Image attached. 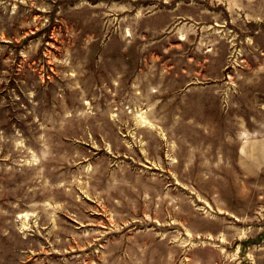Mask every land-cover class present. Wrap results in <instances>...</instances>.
I'll use <instances>...</instances> for the list:
<instances>
[{
    "label": "rangeland",
    "instance_id": "374dc122",
    "mask_svg": "<svg viewBox=\"0 0 264 264\" xmlns=\"http://www.w3.org/2000/svg\"><path fill=\"white\" fill-rule=\"evenodd\" d=\"M0 264H264V0H0Z\"/></svg>",
    "mask_w": 264,
    "mask_h": 264
}]
</instances>
